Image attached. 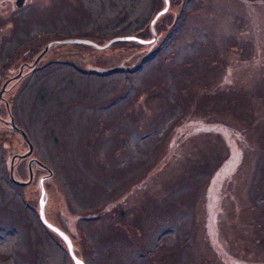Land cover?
<instances>
[{
  "label": "rangeland",
  "instance_id": "rangeland-1",
  "mask_svg": "<svg viewBox=\"0 0 264 264\" xmlns=\"http://www.w3.org/2000/svg\"><path fill=\"white\" fill-rule=\"evenodd\" d=\"M77 1L31 0L36 48L0 32V50L15 44L0 90L41 55L1 93L0 264H74L39 220L41 179L47 221L85 264H264V0ZM125 35L149 43L42 53ZM10 116L33 145L14 177L31 158L50 177L33 163L10 181L28 151Z\"/></svg>",
  "mask_w": 264,
  "mask_h": 264
},
{
  "label": "flooded vegetation",
  "instance_id": "flooded-vegetation-1",
  "mask_svg": "<svg viewBox=\"0 0 264 264\" xmlns=\"http://www.w3.org/2000/svg\"><path fill=\"white\" fill-rule=\"evenodd\" d=\"M7 1L8 0H0V7H2V11L4 10L3 7H4V5H5V3ZM17 1L20 3V6H17ZM75 1L78 3L77 0H75ZM13 2H14V6L15 7L12 8V9H10V10H7L6 9V6H5V17L3 19L4 21H0V26H1L0 27V32H3L4 35H5V45L8 42V40L11 41V40L14 39L16 44H25V42H27L30 45L31 44H35L34 45L35 46L34 48H36L38 46L39 42H40L41 33L38 34L37 36H34V34H33L32 31H36V30L33 29V28H31L30 25L27 24V23H29V19H28L29 6L34 5L35 3L31 2V0H13ZM79 2L81 4L82 10H84V11L87 10V8L93 6V3L94 2H98L101 6H105L104 0H80ZM111 3H113L114 6H119L118 2H116V1L111 2ZM105 9H106V7L103 10H101L100 13L101 12L103 13ZM113 12H114V10H113ZM185 12L188 13V11H186V10H185ZM107 13H110V12H107ZM119 15H120V13H119ZM110 17L111 16H109L108 18H110ZM153 19L154 18H152L151 20L153 21ZM155 22H154V24H155ZM82 24H83V22H82ZM154 24H153V28H154ZM25 27H27V29H24ZM99 27H100V29L104 28L105 27L104 22H102ZM246 28L247 27L243 25L242 26V30L239 29L240 31H237V33L241 37L242 44H243L244 48L245 49H248V44H249L250 39L247 36L248 30H245ZM8 29H9V33L7 32ZM137 29H139V28H137ZM47 36H50L51 37L53 35L49 32V34L45 35V37H47ZM125 36H128V35H125ZM125 36H120V37H125ZM68 39H87V38L71 37V38H68ZM68 39H62V40H60V39H58V40L52 39V40H50L47 43V44H50L48 50L50 49V47L52 45H54L56 43L57 44H74V43H64V42H62L64 40H68ZM36 40L37 41L39 40V41L37 43H34ZM87 40H90V39H87ZM253 40H254V37L252 38V41ZM91 41L94 42L93 40H91ZM94 43H96V42H94ZM96 44H98V43H96ZM98 45H100V44H98ZM3 46L1 47V50H0V59L2 60V63L0 64V67H2L1 70H0V76L5 75V73L7 72V70H11V71L13 70V69H9V63H8L9 60L8 59H9V55H10L11 50L13 51L14 48H15V44H14V46L10 50H9L8 45L6 46V48H4ZM39 55L35 58V60L38 58L36 60V63H34V61H35L34 60L32 64H29V63H26V62H24L23 64H21L19 66V69L16 72L18 74L19 71H20V67L22 66V68H21V75L18 78L6 79L5 81H8V82L5 85V88L6 89L4 88V90H8L9 89L8 86L11 87L13 84L19 82L22 78H24V77H26L28 75H31V73L36 70V67H37V65L39 63V60L41 59V55H40V57H39ZM100 72H101V70L99 72H97V73L98 74H105L106 73L105 70L102 73H100ZM16 73H15V76L17 75ZM13 76H11V77H13ZM2 98L3 97H1L0 100H2ZM247 102H249L248 99H247ZM1 121H3L5 123L6 120L3 119V118H1Z\"/></svg>",
  "mask_w": 264,
  "mask_h": 264
},
{
  "label": "water",
  "instance_id": "water-1",
  "mask_svg": "<svg viewBox=\"0 0 264 264\" xmlns=\"http://www.w3.org/2000/svg\"><path fill=\"white\" fill-rule=\"evenodd\" d=\"M165 3H166V7H165V9H166L168 7V4H169L168 0H165ZM17 6H20V3L18 1H17ZM155 17H154L153 21L151 22L152 30H153L154 20L156 19ZM154 38H155V36L153 37V39ZM128 40H136V41L141 42V43H149V41H145V40L138 39V38H135V37H130V36L113 38L107 44H105L103 46H100V45L92 42L91 40H87V39H68V40H64L62 42H64V43H80V44L90 45V46H93V47H96V48H99V49H105L111 43H113L115 41H128ZM49 46H50V44H47L44 47L42 53H44L46 50H48ZM36 60L34 61V63H36ZM21 68H22V66L20 67V71L15 76V78H18L21 75ZM117 69H118V67L106 70V72L114 71V70H117ZM7 82L8 81H6L3 84V86H2V88L0 90V99H1V93L4 91V88H5V85L7 84ZM5 123L8 125V127L10 129H12L13 131L18 132L23 137V139L28 143V151L26 153H24L22 155H15L11 159V165H10V170H9V174H10L9 178H10L11 182L13 184L17 185V186H25L26 184L30 183L31 180H32V164L33 163L37 164L38 166L44 167L48 171V175L46 177H50L52 175V171L47 166H45L41 161H39L38 159H32V158L28 162L29 180L24 182V181L16 179L14 177V174H13V167H14L13 159H14V157H17L18 159H20V158H25V157L29 156L31 154L32 150H33V145L30 142V140H29L27 134L25 133V131L15 125L12 116L10 117V119L8 121H5ZM39 188H40V191H41V196H40V199H39V217H40V220H41L42 224L46 228H48L49 230H51L52 232L57 234L64 241V243L66 245L67 252H68V254H69V256L72 259L74 264H84V262L81 261L80 259H78L76 257V255L74 254L73 247H72V242H71L69 236L66 233H64L62 230H60L58 227L52 225L51 223H49L46 220L45 213H44L45 204H46V199H44V198H46V192H45L44 187H43V180L42 179L39 181Z\"/></svg>",
  "mask_w": 264,
  "mask_h": 264
},
{
  "label": "trees",
  "instance_id": "trees-1",
  "mask_svg": "<svg viewBox=\"0 0 264 264\" xmlns=\"http://www.w3.org/2000/svg\"><path fill=\"white\" fill-rule=\"evenodd\" d=\"M53 233V232H52ZM56 235V234H55ZM75 253V252H74Z\"/></svg>",
  "mask_w": 264,
  "mask_h": 264
}]
</instances>
